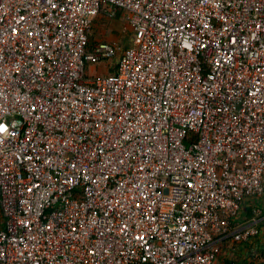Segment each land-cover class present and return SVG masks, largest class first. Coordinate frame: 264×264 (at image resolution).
Wrapping results in <instances>:
<instances>
[{"label": "built area", "instance_id": "obj_1", "mask_svg": "<svg viewBox=\"0 0 264 264\" xmlns=\"http://www.w3.org/2000/svg\"><path fill=\"white\" fill-rule=\"evenodd\" d=\"M263 195L264 0H0V264H224Z\"/></svg>", "mask_w": 264, "mask_h": 264}, {"label": "crops", "instance_id": "obj_2", "mask_svg": "<svg viewBox=\"0 0 264 264\" xmlns=\"http://www.w3.org/2000/svg\"><path fill=\"white\" fill-rule=\"evenodd\" d=\"M254 225L258 233L247 242H235L232 234L216 238L219 246L218 261L224 264H264V195L247 197L231 222L232 231Z\"/></svg>", "mask_w": 264, "mask_h": 264}, {"label": "rangeland", "instance_id": "obj_3", "mask_svg": "<svg viewBox=\"0 0 264 264\" xmlns=\"http://www.w3.org/2000/svg\"><path fill=\"white\" fill-rule=\"evenodd\" d=\"M103 22V24H101ZM93 33L95 32V38L97 40H107V41H118L121 45L126 46L130 43V29L128 26V16L127 14H121L118 18L112 20H101L95 23L93 27ZM104 34V35H102ZM88 71L91 74L95 73V70L89 68Z\"/></svg>", "mask_w": 264, "mask_h": 264}, {"label": "trees", "instance_id": "obj_4", "mask_svg": "<svg viewBox=\"0 0 264 264\" xmlns=\"http://www.w3.org/2000/svg\"><path fill=\"white\" fill-rule=\"evenodd\" d=\"M121 14H124L123 12H120L117 16H116V18H118ZM93 27H95V25L93 26ZM102 35H104V34H102ZM95 32L93 33V31L91 32V40H92V42L93 41H97V39L95 38ZM109 72L110 73H112V72H115V68H113V69H111V70H109Z\"/></svg>", "mask_w": 264, "mask_h": 264}, {"label": "water", "instance_id": "obj_5", "mask_svg": "<svg viewBox=\"0 0 264 264\" xmlns=\"http://www.w3.org/2000/svg\"><path fill=\"white\" fill-rule=\"evenodd\" d=\"M129 40H130L131 43H133L134 40H135V35L131 34Z\"/></svg>", "mask_w": 264, "mask_h": 264}]
</instances>
